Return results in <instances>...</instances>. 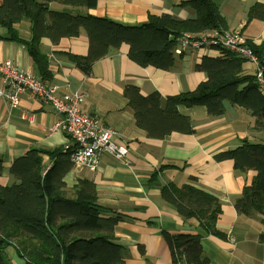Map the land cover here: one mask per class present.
Segmentation results:
<instances>
[{
    "label": "crops",
    "instance_id": "0c3cea01",
    "mask_svg": "<svg viewBox=\"0 0 264 264\" xmlns=\"http://www.w3.org/2000/svg\"><path fill=\"white\" fill-rule=\"evenodd\" d=\"M179 0H97V6L85 10L97 17H107L126 25L144 23L150 15H171L178 20L195 18V13L178 7ZM225 20L226 30L243 35L247 43L264 41V19H249L254 5L264 0H214ZM53 10L64 6L52 3ZM22 39H29L30 23L23 21L17 27ZM0 29L2 37H9ZM249 46V44H248ZM41 51L49 59L53 78L59 93L81 92L82 111L97 117L100 122L117 132L116 143L129 147L128 163L101 153L96 170L72 167L65 175L63 190L68 196L78 181L93 183L101 216L117 218L113 235L115 243L123 247V264H187L183 255L174 258L170 243L163 233L201 236V260L206 264H264V233L261 217L256 213L244 215L235 207L243 189L252 184L256 172L235 169L233 160L217 161L220 153L240 147L244 140L264 143V129L255 128V118L245 108L226 103L222 116L211 117L204 106L179 107L188 117L193 132H173L164 138H152L136 122L134 109L125 95L126 88H138L143 96L154 92L161 95L162 105L169 96L195 90L207 79L196 65L203 57H221L218 50H188L181 53L175 66L168 71L142 67L129 56L125 44L97 61L85 75L68 55L86 57L89 39L84 31L79 37L64 38L53 45L47 38L41 40ZM0 59L9 60L19 69L35 76L36 68L25 46L10 40H0ZM243 72L254 75L256 66L245 62ZM62 119L54 107L29 94L21 97L20 105L11 107L0 100V158L3 171L0 186L18 183L10 173L13 163L31 150L54 151L69 143L62 131L51 127ZM43 162L51 167L49 156ZM193 186L216 197L222 213L216 228L226 238L203 233L196 217H185L162 196L167 185Z\"/></svg>",
    "mask_w": 264,
    "mask_h": 264
},
{
    "label": "trees",
    "instance_id": "16d2710c",
    "mask_svg": "<svg viewBox=\"0 0 264 264\" xmlns=\"http://www.w3.org/2000/svg\"><path fill=\"white\" fill-rule=\"evenodd\" d=\"M52 3L64 8L53 10ZM97 0H0V29L10 40L25 46L34 62L37 75L47 81L53 78L48 57L41 51V40L47 38L57 45L64 38L79 37L82 31L89 39L86 57L68 55L71 62L88 75L93 65L119 50L129 47V58L142 67L171 70L177 61V40L188 33L200 35L214 29H226L214 0H179L178 7L190 9L195 18L178 20L171 15H150L144 23L126 25L113 19L84 13L93 9ZM249 19H264V6L254 5ZM30 23L31 37L22 39L18 26ZM259 58L264 74V41L248 43ZM220 50V49H219ZM221 57H203L195 69L207 79L189 92L166 99L154 92L143 96L138 88H126L125 95L134 109L136 122L152 138H164L173 132H193L188 117L179 107L204 106L211 117L222 116L226 103L245 108L255 118V128L264 129V97L254 75L243 72L247 62L238 55L220 50ZM234 149L220 153L217 161L233 160L241 172L255 171L252 184L243 189L235 201L239 213H256L264 225V143L244 140ZM54 151L31 150L17 159L10 173L18 183L0 186V264H123V247L113 235L117 218L101 216L97 191L93 183L78 181L68 196L63 179L73 167L70 157ZM49 156L51 167L43 162ZM0 158V174L3 171ZM163 198L185 217H196L203 233L226 238L216 224L222 213L220 201L193 186L167 185ZM170 243L174 258L183 255L187 264H206L201 260V236L163 233ZM260 240L264 242V233Z\"/></svg>",
    "mask_w": 264,
    "mask_h": 264
},
{
    "label": "built area",
    "instance_id": "2783aa9c",
    "mask_svg": "<svg viewBox=\"0 0 264 264\" xmlns=\"http://www.w3.org/2000/svg\"><path fill=\"white\" fill-rule=\"evenodd\" d=\"M177 41V55L188 50L215 49L220 52L224 49L253 63L256 66V82L264 97L263 68L242 34L226 29H214L200 35L183 33ZM27 93L50 103L61 115L62 119L50 129L52 132L62 131L68 135L69 143L65 144L62 151L70 157L76 171H81L84 167L96 170L97 156L101 153L128 163L129 147L125 143L114 141L117 132L103 125L97 117L82 111L83 93L60 94L58 86L49 85L29 72L23 73L9 60H0V99L16 108L19 106L20 97Z\"/></svg>",
    "mask_w": 264,
    "mask_h": 264
},
{
    "label": "rangeland",
    "instance_id": "374dc122",
    "mask_svg": "<svg viewBox=\"0 0 264 264\" xmlns=\"http://www.w3.org/2000/svg\"><path fill=\"white\" fill-rule=\"evenodd\" d=\"M85 10H90V9H83V12H84V13H88V12H86ZM91 15H92V14H91ZM93 16H94V15H93ZM26 22H27V21H26ZM0 60H1V59H0ZM1 61H3V60H1ZM6 61H7V60H6ZM12 64H13V63H12ZM13 65H14V64H13ZM14 66H15V65H14ZM15 67H16L18 70L23 71V73H24V72H25V73H28V72L31 73L30 71H26V70H23V69H19L17 66H15ZM31 74H32V73H31ZM32 75H34V74H32ZM34 76H35V75H34ZM36 77H39V76H36ZM39 78H40V77H39ZM41 79H42V78H41ZM42 81L45 82V83H48L49 85H54V84L51 83V81H47V80H45V79H42ZM27 94H29V93H27ZM29 95H31V94H29ZM31 96H32V97H35V98H38L39 100H41L39 97H37V96H35V95H31ZM21 97H22V96H21ZM21 97H20L19 105H20V102H21ZM0 100H3V99H0ZM3 101H5V100H3ZM41 101H42V100H41ZM5 102H6V101H5ZM43 102H44V101H43ZM7 103H8V102H7ZM45 103H46V102H45ZM8 104H9V103H8ZM49 104H50V103H49ZM9 105H10V104H9ZM10 106H11V105H10ZM54 125H55V124H54ZM54 125H53V126H54ZM53 126H52V127H53ZM52 127H51V128H52ZM62 153L65 154V152H63V151H62ZM51 166H52V165H51ZM73 167H74V166H73Z\"/></svg>",
    "mask_w": 264,
    "mask_h": 264
}]
</instances>
